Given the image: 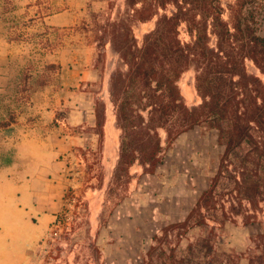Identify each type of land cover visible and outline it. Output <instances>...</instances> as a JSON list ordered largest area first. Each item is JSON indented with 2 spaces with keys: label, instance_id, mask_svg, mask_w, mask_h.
<instances>
[{
  "label": "rangeland",
  "instance_id": "374dc122",
  "mask_svg": "<svg viewBox=\"0 0 264 264\" xmlns=\"http://www.w3.org/2000/svg\"><path fill=\"white\" fill-rule=\"evenodd\" d=\"M65 2L0 0V264H264V188L250 203L230 178L246 146L226 157L217 131L196 127L164 143L153 173L136 162L114 175L120 60L98 37L125 0H68L67 24L39 19ZM153 25L133 23L139 42ZM192 83L179 82L188 106L201 101Z\"/></svg>",
  "mask_w": 264,
  "mask_h": 264
},
{
  "label": "trees",
  "instance_id": "16d2710c",
  "mask_svg": "<svg viewBox=\"0 0 264 264\" xmlns=\"http://www.w3.org/2000/svg\"><path fill=\"white\" fill-rule=\"evenodd\" d=\"M263 9L264 0H125L124 13L108 20L98 37L100 47L109 44L120 60L108 81L120 130L114 175L129 179L136 162L153 173L164 143L196 127L214 129L226 157L247 147L230 178L253 203L264 188V79L250 73L246 62L264 75ZM148 21L153 28L139 42L132 25ZM187 72L201 99L194 106L179 85ZM94 111L103 141L105 103L97 102Z\"/></svg>",
  "mask_w": 264,
  "mask_h": 264
},
{
  "label": "crops",
  "instance_id": "0c3cea01",
  "mask_svg": "<svg viewBox=\"0 0 264 264\" xmlns=\"http://www.w3.org/2000/svg\"><path fill=\"white\" fill-rule=\"evenodd\" d=\"M65 3H66V6L63 7L64 9L61 12L49 13L47 15H44L43 17H39V19L45 20L46 23H48L50 25H65V24H67V22H65L63 19V17H64L63 15H64V13L69 12V9H71V8L69 7L68 0H66ZM35 6L38 9L41 8L40 4H37V5L35 4ZM38 16H40V14H38ZM36 189H37V185L34 186V189H32L30 191L26 190L25 192L29 198H33L37 194ZM39 190H40V188H39ZM3 263H5V262H3Z\"/></svg>",
  "mask_w": 264,
  "mask_h": 264
}]
</instances>
